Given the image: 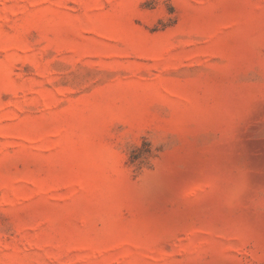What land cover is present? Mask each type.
<instances>
[{"label": "rangeland", "instance_id": "1", "mask_svg": "<svg viewBox=\"0 0 264 264\" xmlns=\"http://www.w3.org/2000/svg\"><path fill=\"white\" fill-rule=\"evenodd\" d=\"M0 264H264V0H0Z\"/></svg>", "mask_w": 264, "mask_h": 264}]
</instances>
